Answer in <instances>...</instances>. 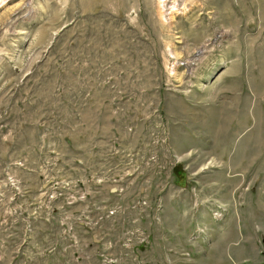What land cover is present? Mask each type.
<instances>
[{"label":"rangeland","instance_id":"1","mask_svg":"<svg viewBox=\"0 0 264 264\" xmlns=\"http://www.w3.org/2000/svg\"><path fill=\"white\" fill-rule=\"evenodd\" d=\"M115 151L177 159L155 264H264V0H0V264L62 255L49 182ZM228 168L260 176L191 217Z\"/></svg>","mask_w":264,"mask_h":264},{"label":"built area","instance_id":"2","mask_svg":"<svg viewBox=\"0 0 264 264\" xmlns=\"http://www.w3.org/2000/svg\"><path fill=\"white\" fill-rule=\"evenodd\" d=\"M131 153L128 158L112 152L105 163L85 168V178L73 185L49 182L47 201L56 205L51 220L58 226L51 249L57 242L65 264L68 254L72 264L93 258L92 264H155L149 252L172 235L166 227L165 196L174 188L178 163L173 158L171 164L156 163L159 157L153 154L149 160L154 164H149L140 153ZM117 154L120 164H114ZM138 159L143 163L137 164ZM191 191L195 197L196 190ZM108 198H120V206H109Z\"/></svg>","mask_w":264,"mask_h":264},{"label":"crops","instance_id":"3","mask_svg":"<svg viewBox=\"0 0 264 264\" xmlns=\"http://www.w3.org/2000/svg\"><path fill=\"white\" fill-rule=\"evenodd\" d=\"M242 168H244V167H242ZM183 169L184 168H182V171H184ZM231 169L232 168H228V170L224 169L225 172L227 173L226 175H224V170H221L219 173H217V175H215V173H213V174L205 176V177H199L200 181L198 180L199 182H197V183H198L199 186H201V189L204 190L206 194H208V196L207 197L205 196L204 199L199 200L197 202V203H202V204L199 206L200 208H198V211H196V209L198 207L197 205L195 207H193L195 209H192V210H194V212L191 211V213H190L191 217H194L195 216L194 215L195 212L199 213L201 211V209H203V212H205L206 211L205 208H207V205H210L211 207H214L211 201H213V202L215 201V202L219 203L216 199H213L214 196H210L209 195V192H212L215 189H220V188H222V190L224 191V188L226 189V188L229 187V183L230 182L237 183V182L243 181V180L246 181L247 179H250L251 176H253L254 178H255V176H258L257 178H259V176H260V173L256 172V170L253 172L254 174H252V170L251 169H245V170L240 169V170H236V171H232L233 169L232 170ZM182 171H180V172H182ZM234 173H237V176H235ZM180 176L182 177L180 185L182 183H184V185L193 184L194 183V182H192V179H194V177H191V175H189L188 173L187 174L181 173ZM214 182L216 184H214ZM197 183L195 182V184H197ZM175 189H177V188H175ZM219 192H221V191H219ZM172 197H178V196L177 195H175V196L173 195L172 196V195L169 194L168 199L166 198V200H165V219H166V227L168 229L171 228L172 226L175 227V229H176V230L172 229L173 234L169 238V242L171 244H176V243H179V231H181L182 229L179 227V225L177 227L176 224H175L174 204L176 202L170 200V198H172ZM219 197H220V195H219ZM206 201L209 202V203H205ZM191 203H192V201H191ZM172 204H173V207H172ZM219 205H220V203H219ZM190 207H191V205H190ZM51 236H52V241L51 242H53L55 240L54 239L55 238V230H53ZM35 239H36V237H35ZM35 239L32 238V240L29 241L30 244L31 243L33 244V242H36ZM161 251H162L161 248H157V246L154 245L151 257L154 258L155 260H159L161 258V256L163 255L161 253ZM52 257L53 258H51V259H49V257L44 259L45 263L48 262L49 264H65L64 263V259L65 258H64L63 255H61V254H60V256L54 255ZM40 261L41 260L36 259V263L37 264ZM72 262H73L72 256L70 254H68V264H72ZM33 263L35 264V260L33 261ZM92 263H94V258L91 259V260L85 261V262H83L81 264H92Z\"/></svg>","mask_w":264,"mask_h":264},{"label":"trees","instance_id":"4","mask_svg":"<svg viewBox=\"0 0 264 264\" xmlns=\"http://www.w3.org/2000/svg\"><path fill=\"white\" fill-rule=\"evenodd\" d=\"M176 168H177V167H176ZM176 168H174V169H175V170H174L175 172H176ZM175 172H174V173H175Z\"/></svg>","mask_w":264,"mask_h":264},{"label":"bare ground","instance_id":"5","mask_svg":"<svg viewBox=\"0 0 264 264\" xmlns=\"http://www.w3.org/2000/svg\"><path fill=\"white\" fill-rule=\"evenodd\" d=\"M109 206H111V205H109Z\"/></svg>","mask_w":264,"mask_h":264}]
</instances>
